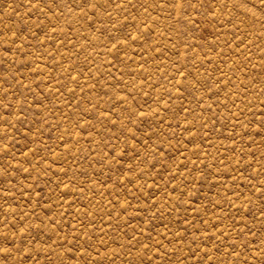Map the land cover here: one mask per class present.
I'll list each match as a JSON object with an SVG mask.
<instances>
[{
	"label": "rangeland",
	"instance_id": "374dc122",
	"mask_svg": "<svg viewBox=\"0 0 264 264\" xmlns=\"http://www.w3.org/2000/svg\"><path fill=\"white\" fill-rule=\"evenodd\" d=\"M0 264H264V0H0Z\"/></svg>",
	"mask_w": 264,
	"mask_h": 264
}]
</instances>
